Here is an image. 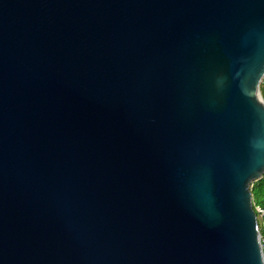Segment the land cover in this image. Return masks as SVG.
<instances>
[{
    "label": "water",
    "instance_id": "obj_1",
    "mask_svg": "<svg viewBox=\"0 0 264 264\" xmlns=\"http://www.w3.org/2000/svg\"><path fill=\"white\" fill-rule=\"evenodd\" d=\"M263 76L264 0H0V264H258Z\"/></svg>",
    "mask_w": 264,
    "mask_h": 264
},
{
    "label": "trees",
    "instance_id": "obj_2",
    "mask_svg": "<svg viewBox=\"0 0 264 264\" xmlns=\"http://www.w3.org/2000/svg\"><path fill=\"white\" fill-rule=\"evenodd\" d=\"M259 92L264 101V76L259 85ZM252 205H259L264 209V173L257 179L252 180L249 185ZM258 229L259 226H258Z\"/></svg>",
    "mask_w": 264,
    "mask_h": 264
},
{
    "label": "snow or ice",
    "instance_id": "obj_3",
    "mask_svg": "<svg viewBox=\"0 0 264 264\" xmlns=\"http://www.w3.org/2000/svg\"><path fill=\"white\" fill-rule=\"evenodd\" d=\"M245 191L247 193V189L245 187ZM248 194V193H247ZM248 201H250V196L248 195ZM250 210H251V205L250 203L248 204ZM253 214V225H252V230H253V236H252V241H253V246L254 249L257 253L258 256V264H264V249L261 247L260 239H259V230L256 225V217L255 214Z\"/></svg>",
    "mask_w": 264,
    "mask_h": 264
},
{
    "label": "built area",
    "instance_id": "obj_4",
    "mask_svg": "<svg viewBox=\"0 0 264 264\" xmlns=\"http://www.w3.org/2000/svg\"><path fill=\"white\" fill-rule=\"evenodd\" d=\"M252 209L256 217L257 228L258 226L260 228L258 230H259V239H260L261 247L262 249H264V209L259 205H252Z\"/></svg>",
    "mask_w": 264,
    "mask_h": 264
}]
</instances>
